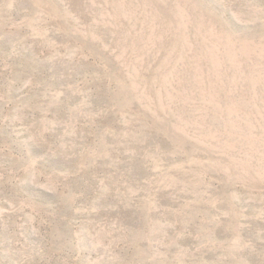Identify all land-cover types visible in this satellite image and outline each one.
Wrapping results in <instances>:
<instances>
[{
	"label": "rangeland",
	"instance_id": "rangeland-1",
	"mask_svg": "<svg viewBox=\"0 0 264 264\" xmlns=\"http://www.w3.org/2000/svg\"><path fill=\"white\" fill-rule=\"evenodd\" d=\"M0 264H264V0H0Z\"/></svg>",
	"mask_w": 264,
	"mask_h": 264
}]
</instances>
